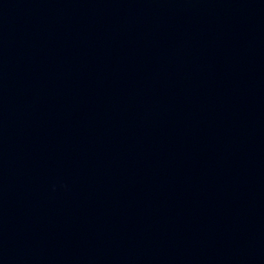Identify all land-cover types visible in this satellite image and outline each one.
Masks as SVG:
<instances>
[{"label": "water", "instance_id": "95a60500", "mask_svg": "<svg viewBox=\"0 0 264 264\" xmlns=\"http://www.w3.org/2000/svg\"><path fill=\"white\" fill-rule=\"evenodd\" d=\"M0 264H264V0H0Z\"/></svg>", "mask_w": 264, "mask_h": 264}]
</instances>
